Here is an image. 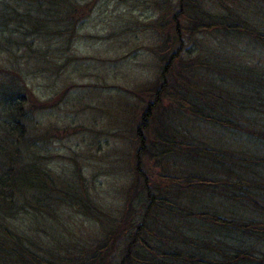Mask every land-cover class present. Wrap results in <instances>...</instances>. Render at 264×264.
I'll return each instance as SVG.
<instances>
[{"label": "trees", "instance_id": "trees-1", "mask_svg": "<svg viewBox=\"0 0 264 264\" xmlns=\"http://www.w3.org/2000/svg\"><path fill=\"white\" fill-rule=\"evenodd\" d=\"M207 1L176 0L170 9L155 50L163 64L135 128L136 169L118 217L52 174L24 111L39 101L0 85V264H264V0H214L206 8ZM75 2L19 0L0 26L20 32L21 41L45 37L58 28L60 12L70 24ZM240 43L253 44V60ZM197 122L246 141L234 148L194 133L188 123ZM162 162L172 172L153 179ZM62 203L97 221L95 240L60 239L50 221ZM21 213L45 233V248L39 233L20 228Z\"/></svg>", "mask_w": 264, "mask_h": 264}, {"label": "rangeland", "instance_id": "rangeland-1", "mask_svg": "<svg viewBox=\"0 0 264 264\" xmlns=\"http://www.w3.org/2000/svg\"><path fill=\"white\" fill-rule=\"evenodd\" d=\"M18 2L0 0V21ZM176 3L76 0L70 24L65 19L68 12H60L58 28L50 35L25 36L23 41L18 38L20 32L12 34V27L0 26V85L29 90L39 101L36 108L31 106L32 111L27 106L24 111L28 113L30 135L42 144V162L52 174L73 182L78 193L85 191L114 217L120 215L134 178L138 149L135 128L150 98L148 90L162 68L155 50L168 32L165 22ZM214 4L209 0L205 6ZM28 6L31 8L24 7ZM8 40L12 43L5 47L3 43ZM217 40L220 38L213 37L210 42ZM240 46L249 50L243 53L253 60V44ZM190 123L194 133L234 148L246 141L237 134ZM171 166L169 162L157 163L152 167V178L158 180L161 172H172ZM53 211L56 218L50 224L57 225L62 232L60 239L68 245L95 240L101 232L94 218L73 206L62 203L54 205ZM18 218V224L24 223L20 226L23 231L39 233L35 235L45 248L49 239L33 229L32 215L21 213ZM51 246L52 251L61 252L58 245ZM35 251L44 254L41 248Z\"/></svg>", "mask_w": 264, "mask_h": 264}]
</instances>
